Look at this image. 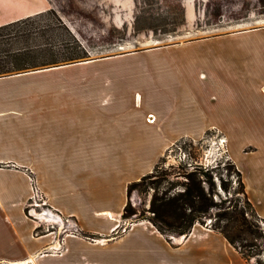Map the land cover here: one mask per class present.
<instances>
[{
	"label": "crops",
	"instance_id": "crops-1",
	"mask_svg": "<svg viewBox=\"0 0 264 264\" xmlns=\"http://www.w3.org/2000/svg\"><path fill=\"white\" fill-rule=\"evenodd\" d=\"M50 6L48 0H0V25ZM258 30L234 35H242L247 45L259 43L264 53V41L258 40L264 31ZM210 41L0 75V264H118L138 242L143 250L137 253L151 256L155 264H194L206 257L207 249L212 255L231 252L221 234L195 224L175 246L147 221L133 222L111 237L120 226L127 184L151 171L169 145L180 138L199 140L208 130L223 132L229 140L234 112L224 108L234 104V89L205 88L203 56L185 54ZM133 81L141 87L128 106V84ZM139 89L149 95L143 106ZM130 123L139 130L149 128V135L141 137L140 130L137 136H126ZM229 143L248 198L255 208H264V156L246 167L243 161L252 153ZM140 145L148 150L144 159ZM134 167L135 172L130 170ZM126 170L134 174L127 176ZM38 195L48 208L73 217L82 232L96 239L68 234L60 241L53 217V231L35 232L47 221L27 212ZM193 240L198 242L184 251V260L171 257ZM233 264L241 263L235 258Z\"/></svg>",
	"mask_w": 264,
	"mask_h": 264
},
{
	"label": "trees",
	"instance_id": "trees-1",
	"mask_svg": "<svg viewBox=\"0 0 264 264\" xmlns=\"http://www.w3.org/2000/svg\"><path fill=\"white\" fill-rule=\"evenodd\" d=\"M48 1L50 8L0 25V75L90 58V50L78 30L80 26L64 19V12L59 9L64 2ZM105 1L117 4L120 0ZM161 1L135 0L131 16H119L112 22L109 34L120 39L142 33L157 36L190 26L215 25L227 7L224 2L227 0H171L165 6L160 5ZM258 4L264 6V0H258ZM43 17L47 18L45 22L37 20ZM185 140L189 142V149L184 147L187 152L184 159L165 166L168 153ZM193 146L190 138L178 139L158 158L151 171L130 181L120 218L130 222L145 218L137 214L129 196L133 189L149 187L147 209L152 214L146 218L166 238L187 235L195 223L204 224L210 217L213 222L209 227L221 233L245 260L264 254V217L257 213L248 198L241 172L230 158L215 160L213 164L202 162L200 156L191 151ZM234 192L243 202L241 207L234 202ZM39 231L38 226L35 232ZM253 264H264V257L255 259Z\"/></svg>",
	"mask_w": 264,
	"mask_h": 264
},
{
	"label": "rangeland",
	"instance_id": "rangeland-1",
	"mask_svg": "<svg viewBox=\"0 0 264 264\" xmlns=\"http://www.w3.org/2000/svg\"><path fill=\"white\" fill-rule=\"evenodd\" d=\"M59 1L60 3L64 2L63 5H59L61 12H64V19L69 23L72 21L73 24L80 26L78 30L80 31L84 44L90 50L91 59L111 55H122L156 46L182 44L204 39L211 40L210 42L202 43L201 45L193 47L191 50L185 51L188 53H184L195 57L203 56L204 63L201 64L202 67L200 69L204 71L205 75L207 74V78L203 81L205 88L217 90L221 88L222 91L223 88L225 90L226 88H228V90L234 89V104L229 103L228 108H224V111L232 110L234 112V127L232 126L229 128V140L233 141L235 146L239 144L243 145L244 149H246V153H252V156L249 155L246 160L243 161L244 165L247 167L254 158L258 159V157L264 156V53H261L263 49L259 47V43L256 42L252 45H247L248 42H245L242 35H234L236 32L254 28H259L258 31L263 33L264 6H259L258 0H234L233 4L230 3V0L224 1L227 3V7L224 9L225 14L221 17L218 24L215 25H203L199 27L190 26L181 28V30L171 32L170 34L157 36L142 33L138 36L131 35L121 39L118 38V36H111L109 34V28H111L113 21L116 22L118 20L119 16H131L134 10L133 4L135 0H120L117 4H112L105 0H75V3H73V0H71V2L70 0ZM170 1L171 0H163L160 5L165 6ZM201 6L202 4L200 3L198 7L201 8ZM245 6L248 7L244 8ZM67 16L70 19L65 18ZM37 20L45 22L47 18L43 17ZM229 35L233 37L230 36L229 38ZM258 40L261 42L264 41V36L258 37ZM180 54L184 55L182 53ZM194 66L198 67V65ZM232 73H234V76ZM248 73H250V76H248ZM128 86L130 89L128 90V101L126 104L129 106L133 99L134 91L136 88L141 87V85L133 81L131 85L129 83ZM139 90L142 94L143 106L145 105V96L148 97L149 95L144 91L145 89ZM228 99L230 98L228 97ZM140 130L141 137L149 135V128L142 127ZM140 130L137 129V126L130 123L127 126L126 136H137ZM229 140L223 132L208 130V134L204 135L203 138L193 140L194 146L191 151L196 153L197 156H200L199 159L206 164H213L215 160L222 158L231 159L228 152V148H230ZM188 145V140H185L184 142H180L177 146H174L167 155L165 166L168 163L176 164L178 160L184 159L187 153L184 147L188 150ZM134 147L135 145L128 144V148L133 149ZM147 152L148 150L143 145L139 146V155L141 154L142 158L147 156ZM254 152L257 154L255 155ZM128 161L132 162L130 159ZM135 168L136 167L130 170L135 172ZM131 171H125L127 176L134 174ZM122 174H124L123 171L121 175ZM233 185L234 187L236 186L235 180ZM150 195L151 189L146 187L133 189L129 196V200L136 208L137 214H142L145 217L138 221L150 222L146 218L152 214L147 209ZM233 198L238 207L243 205L238 193L234 192ZM43 201L41 196L38 195L30 202L27 211L30 214L47 220L40 224L39 227L41 232H49L55 229L54 220L50 219L53 217L51 214H53L57 217L60 216L61 221L64 220L63 224H60L59 220L58 224L61 226V229L58 230L59 227H57V233L60 239L68 235L66 234L67 232L69 234H79L90 240L96 239L94 234L90 233L91 235H87L85 232H82L79 229L76 219L52 211ZM255 209L259 212L260 216L264 217V208ZM43 212L46 214H42ZM65 218L69 221L65 222ZM205 220L204 224L195 223L196 228L202 231L210 230L219 233L209 227L211 221L213 222V218L207 217ZM119 223L120 226L111 234V237L124 233L133 222H130L129 219L122 221L120 218ZM262 225L264 226V221H262ZM181 236L186 235H169V238L165 236L164 238L170 245L175 246L182 239ZM126 242H124L123 245ZM196 242L198 241L193 240L187 243L182 251L171 253V257L177 260H184V254L186 253H184V251L195 246ZM224 243L234 255L229 252L226 256L223 252L219 251L212 255L210 254V250L207 249L204 251L206 257H203L200 262H194V264H233L235 258L241 264H253L255 259H262L264 257V254H260L256 256V258L252 257L247 261L225 238ZM219 245L220 243L217 242L216 246ZM144 247L146 246L144 245ZM140 250L143 249L141 243L138 242L134 249L135 252H127L118 264L156 263L153 260H149L151 256H143L137 253ZM146 253L150 254L148 251ZM130 255L131 257H128ZM187 257L192 259L194 255L188 254Z\"/></svg>",
	"mask_w": 264,
	"mask_h": 264
},
{
	"label": "built area",
	"instance_id": "built-area-1",
	"mask_svg": "<svg viewBox=\"0 0 264 264\" xmlns=\"http://www.w3.org/2000/svg\"><path fill=\"white\" fill-rule=\"evenodd\" d=\"M148 116H149V115H148ZM57 218H58V219H56V218H55V220H57V221H58V223H59V220H60V224H63V223H64V222H63L64 220H62V221H61V218H60V216H58ZM65 219H66V221H65V222H68V221H69L67 218H65ZM57 221H56V222H57ZM67 224H69V223H67ZM58 229H59V230L61 229V226H60V225H59V228H58ZM66 231H67V230H66ZM66 234H69V233L67 232ZM61 240H62V239H60V241H61ZM58 248H60V245H59V247H58Z\"/></svg>",
	"mask_w": 264,
	"mask_h": 264
},
{
	"label": "bare ground",
	"instance_id": "bare-ground-1",
	"mask_svg": "<svg viewBox=\"0 0 264 264\" xmlns=\"http://www.w3.org/2000/svg\"><path fill=\"white\" fill-rule=\"evenodd\" d=\"M151 117H152V116H151V115H149V117H148V118H149V119H151ZM35 214H36V213H35ZM42 214H46V213H45V212H43ZM51 216H53V218H57V216H55V215H53V214H51Z\"/></svg>",
	"mask_w": 264,
	"mask_h": 264
},
{
	"label": "water",
	"instance_id": "water-1",
	"mask_svg": "<svg viewBox=\"0 0 264 264\" xmlns=\"http://www.w3.org/2000/svg\"><path fill=\"white\" fill-rule=\"evenodd\" d=\"M89 59H91V58H89Z\"/></svg>",
	"mask_w": 264,
	"mask_h": 264
}]
</instances>
